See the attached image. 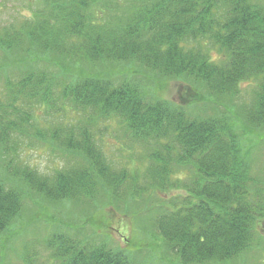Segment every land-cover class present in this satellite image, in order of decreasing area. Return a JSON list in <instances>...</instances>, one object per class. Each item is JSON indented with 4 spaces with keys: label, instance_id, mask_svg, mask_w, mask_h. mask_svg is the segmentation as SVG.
Segmentation results:
<instances>
[{
    "label": "trees",
    "instance_id": "16d2710c",
    "mask_svg": "<svg viewBox=\"0 0 264 264\" xmlns=\"http://www.w3.org/2000/svg\"><path fill=\"white\" fill-rule=\"evenodd\" d=\"M30 1V15L0 27V234L22 218L29 195L37 207L106 197L115 208L156 195L144 232L175 264H229L259 248L264 2ZM172 80L178 100L160 95ZM33 105L55 121L42 126ZM108 128L121 134L129 163L108 161ZM27 138L65 164L49 175L23 164ZM173 190L182 192L163 198ZM104 236L60 228L43 245L58 264H157L137 258L138 234L126 248Z\"/></svg>",
    "mask_w": 264,
    "mask_h": 264
},
{
    "label": "rangeland",
    "instance_id": "374dc122",
    "mask_svg": "<svg viewBox=\"0 0 264 264\" xmlns=\"http://www.w3.org/2000/svg\"><path fill=\"white\" fill-rule=\"evenodd\" d=\"M253 1L264 2V0ZM35 7L34 2L30 0H0V27L8 22L19 20L23 15H30V10ZM210 54L215 57L217 53L212 52ZM1 84L0 81V101L4 102V90ZM179 85L178 81H169L161 89V97L178 100ZM39 107L42 106L34 108L33 114L41 118L42 126H45L44 122L47 123L48 120L55 121L53 119L56 114L49 116ZM116 133L117 129L108 128L100 134L103 140L100 142L102 148L106 152L108 161H113L116 165L119 162L124 164L126 160L129 163L128 151L120 150L117 141L121 140V134L118 133V137H116ZM25 142L27 144L21 145L18 157L23 164L29 165L38 173L49 175L65 164V155L58 151L52 152L47 143L37 141L34 138H27ZM124 145L128 146L127 144ZM139 151L138 158L144 154L143 149ZM254 153L264 160V146L262 150ZM181 192L180 190H173L167 192V195H163V198L178 195ZM29 196L30 198L25 199L24 202L22 218H17L14 224L0 234V264H58V260L53 258L51 252L43 245V238L60 228L73 238L87 237L91 241L103 239L104 235L107 234L110 237L109 245H118L122 248H126L127 241L133 235L138 234V239L144 246L137 250V258L147 257L148 261L153 258V262L157 264L177 263L175 256L163 248L159 238L153 240V245L150 243L153 239V233L150 234L151 230L144 232L146 228H150L148 224H150L152 215H155L156 205L161 203L156 195L151 196L150 199H139L135 206L134 203L128 202L120 203L116 208L107 203L106 197L102 198V202L98 201L92 206L87 203L80 202L79 204L64 201L60 204L51 203L37 207L36 201L39 198ZM257 223L258 230L264 233V219L258 220ZM134 230H137L138 233ZM161 248L165 250V254L162 253ZM229 264H264V242L259 245V248L248 250Z\"/></svg>",
    "mask_w": 264,
    "mask_h": 264
}]
</instances>
